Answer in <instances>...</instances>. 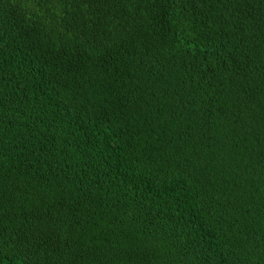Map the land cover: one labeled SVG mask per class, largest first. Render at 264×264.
Segmentation results:
<instances>
[{
	"label": "trees",
	"instance_id": "16d2710c",
	"mask_svg": "<svg viewBox=\"0 0 264 264\" xmlns=\"http://www.w3.org/2000/svg\"><path fill=\"white\" fill-rule=\"evenodd\" d=\"M0 264H264V0H0Z\"/></svg>",
	"mask_w": 264,
	"mask_h": 264
}]
</instances>
